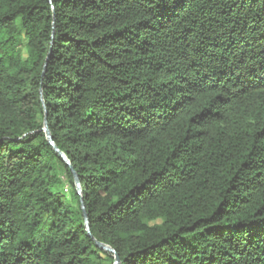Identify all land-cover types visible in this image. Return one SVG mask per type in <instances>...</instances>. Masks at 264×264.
<instances>
[{"label":"trees","instance_id":"16d2710c","mask_svg":"<svg viewBox=\"0 0 264 264\" xmlns=\"http://www.w3.org/2000/svg\"><path fill=\"white\" fill-rule=\"evenodd\" d=\"M95 242L264 264V0H0V264Z\"/></svg>","mask_w":264,"mask_h":264},{"label":"water","instance_id":"95a60500","mask_svg":"<svg viewBox=\"0 0 264 264\" xmlns=\"http://www.w3.org/2000/svg\"><path fill=\"white\" fill-rule=\"evenodd\" d=\"M43 131L45 133V136H46V140L48 142V144L51 146V148L55 151V153L61 158L62 161H64V163L70 167V170L76 180V175L72 169V167L70 166V163L69 161L67 160L66 156L61 152L59 151V149L56 147V145L54 144L53 142V139L50 135V132L47 128V122L46 120H44V128H43ZM82 208V214H83V218H84V223H85V228H86V231L88 233L89 236H91L90 234V227H89V224H88V220H87V215H86V211H85V207L84 205L81 206ZM96 246L102 250V251H105V252H108L110 253L113 258H114V263L113 264H120V259L118 257V255L114 252V250L112 248H110L108 245H105V244H102V243H99V242H95Z\"/></svg>","mask_w":264,"mask_h":264}]
</instances>
